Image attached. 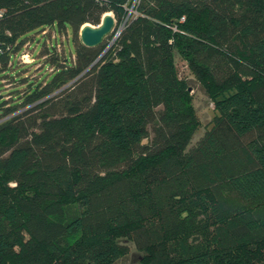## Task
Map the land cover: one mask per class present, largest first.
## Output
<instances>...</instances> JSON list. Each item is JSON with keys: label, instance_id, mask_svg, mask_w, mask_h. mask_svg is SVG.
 <instances>
[{"label": "trees", "instance_id": "16d2710c", "mask_svg": "<svg viewBox=\"0 0 264 264\" xmlns=\"http://www.w3.org/2000/svg\"><path fill=\"white\" fill-rule=\"evenodd\" d=\"M121 237L264 264V0H0V264H112Z\"/></svg>", "mask_w": 264, "mask_h": 264}, {"label": "rangeland", "instance_id": "374dc122", "mask_svg": "<svg viewBox=\"0 0 264 264\" xmlns=\"http://www.w3.org/2000/svg\"><path fill=\"white\" fill-rule=\"evenodd\" d=\"M190 83L193 87V89L191 90L193 104L197 111L200 122L198 127L199 133L203 129H205L214 118V104L213 101L209 98V93L199 82L191 80ZM121 239H123L124 241L125 237H121ZM125 242L128 245V252L125 255L119 256L116 260L113 261L112 264H145L144 262H142V252L138 251L129 239H125Z\"/></svg>", "mask_w": 264, "mask_h": 264}, {"label": "water", "instance_id": "95a60500", "mask_svg": "<svg viewBox=\"0 0 264 264\" xmlns=\"http://www.w3.org/2000/svg\"><path fill=\"white\" fill-rule=\"evenodd\" d=\"M114 18L110 12L102 15L100 23L94 25L89 22L80 27V40L84 45L94 46L114 28Z\"/></svg>", "mask_w": 264, "mask_h": 264}, {"label": "built area", "instance_id": "2783aa9c", "mask_svg": "<svg viewBox=\"0 0 264 264\" xmlns=\"http://www.w3.org/2000/svg\"><path fill=\"white\" fill-rule=\"evenodd\" d=\"M22 56L26 59L27 58V54H22Z\"/></svg>", "mask_w": 264, "mask_h": 264}]
</instances>
